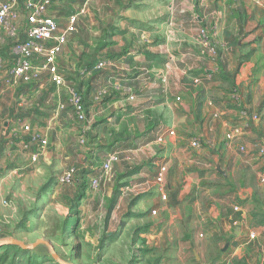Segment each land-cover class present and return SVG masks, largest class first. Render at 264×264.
Returning a JSON list of instances; mask_svg holds the SVG:
<instances>
[{
  "label": "crops",
  "instance_id": "crops-1",
  "mask_svg": "<svg viewBox=\"0 0 264 264\" xmlns=\"http://www.w3.org/2000/svg\"><path fill=\"white\" fill-rule=\"evenodd\" d=\"M46 14L60 33L77 16L57 55L66 87L46 72L11 85L6 50L0 164L12 163L14 185L56 182L69 167L87 183L119 155L101 188L81 193L73 263L105 264L121 254L113 264H264V0H49ZM25 23L20 9L19 38ZM202 27L214 28L216 60L202 53ZM101 61L110 64L97 70ZM68 86L85 98L84 122L68 104ZM236 126L243 134L229 143ZM195 137L203 142L196 152ZM164 165L166 200L155 180ZM132 249L153 259L131 261Z\"/></svg>",
  "mask_w": 264,
  "mask_h": 264
},
{
  "label": "built area",
  "instance_id": "built-area-1",
  "mask_svg": "<svg viewBox=\"0 0 264 264\" xmlns=\"http://www.w3.org/2000/svg\"><path fill=\"white\" fill-rule=\"evenodd\" d=\"M48 5L49 0H5L0 4V74L7 60L5 56L6 50H9L11 63L8 68V77L11 85L20 83L32 84L40 79L43 72H46L57 87H66L65 80L58 71L57 55L66 44L68 35L76 31L77 16H72L65 31L60 33L56 21L46 14ZM20 9H23L26 13V23L22 29V37L19 38L15 23L19 18ZM214 34L213 27H202L198 30L197 38L202 53L216 60L219 57V46L214 39ZM41 55L46 56V61L43 65L38 66L35 63V59ZM109 64L110 62L108 61H101L96 65V69L102 70ZM67 93L68 104L73 110L76 120L79 122L86 121L88 115L87 104L81 91L76 86H68ZM258 120V115H252V121ZM24 130L28 133L32 132L30 126H25ZM174 134L173 131L169 132L171 136ZM242 134L243 128L241 126L234 127L226 137L227 142L231 143L242 136ZM29 139L36 142L39 140V136L31 134ZM159 140L163 141V139ZM41 143L43 147L48 146L46 140H42ZM81 143L85 144L84 137H82ZM189 145L195 152L203 148V142L198 137L192 138ZM261 154H264V148L261 150ZM36 158L33 157L32 161L35 162ZM119 161L120 157L118 154L109 155L103 164L102 172L87 183L76 168L69 167L58 175L56 183L59 186H68L81 185L85 182L87 190L96 192L101 188L107 173ZM167 172L168 168L166 165L160 166L155 178L162 200L167 199L165 189ZM4 204H7V202L5 201ZM235 211H239V208L236 207ZM152 214L156 215L157 212L153 211ZM254 236L253 234L251 235L252 238ZM262 255L264 257V251Z\"/></svg>",
  "mask_w": 264,
  "mask_h": 264
},
{
  "label": "rangeland",
  "instance_id": "rangeland-1",
  "mask_svg": "<svg viewBox=\"0 0 264 264\" xmlns=\"http://www.w3.org/2000/svg\"><path fill=\"white\" fill-rule=\"evenodd\" d=\"M1 164L0 243H5L4 246L11 245L8 243L14 240L32 247L38 241H45L50 244V247L40 244L31 250V255L43 257L47 261L42 264H62L63 262L64 264H76L73 263L75 252L73 247L80 242L78 238L72 239L71 234L72 229H76L72 227L78 219L79 200L85 187L81 186L80 191L73 194L74 185L59 186L54 180L47 182L36 180L37 178H31L29 182L19 181L14 185L12 183V163ZM5 201L7 204H4ZM132 236H134L133 232L130 233V246L135 245V236L134 238ZM104 239L105 237H102V242ZM4 246L0 247V256L5 252L2 249ZM102 249L103 243L100 242L99 250L102 251ZM88 252L84 253L85 260L89 259ZM132 252L134 253L130 254L131 261L137 259L151 261L153 259L150 255L151 251L140 254L132 249ZM54 256L58 257L60 262ZM80 256L82 254L77 252V257ZM9 258L10 261L12 252L9 253ZM14 260L16 264H24L26 261L21 258H14ZM122 261H124V256L120 254L116 258L114 256L108 259L105 264Z\"/></svg>",
  "mask_w": 264,
  "mask_h": 264
},
{
  "label": "trees",
  "instance_id": "trees-1",
  "mask_svg": "<svg viewBox=\"0 0 264 264\" xmlns=\"http://www.w3.org/2000/svg\"><path fill=\"white\" fill-rule=\"evenodd\" d=\"M81 186H84L85 188L87 187L86 183H83ZM2 249H4L5 252L0 256L1 264H16L14 258L15 259L21 258L22 260L25 259L26 261L24 262V264H42L46 261L43 257L31 255L32 251L24 250L16 245H6ZM11 252H12V259L9 261L10 259L9 253ZM234 264H246V263L234 262Z\"/></svg>",
  "mask_w": 264,
  "mask_h": 264
},
{
  "label": "water",
  "instance_id": "water-1",
  "mask_svg": "<svg viewBox=\"0 0 264 264\" xmlns=\"http://www.w3.org/2000/svg\"><path fill=\"white\" fill-rule=\"evenodd\" d=\"M8 244L19 246V247H21L22 249L27 250V251H31L32 249H35V248L38 247L40 244H44V245L50 247V244L47 243V242H45V241H38V242H37L34 246H32V247H29V246L25 245V244L22 243V242L14 241V240L10 241ZM4 245H5V243H4V244H0V247H1V246H4ZM54 257H55V259H56L57 261L60 262V259H58V257H56V256H54ZM197 259H199V258H197ZM60 264H61V263H60ZM62 264H63V263H62Z\"/></svg>",
  "mask_w": 264,
  "mask_h": 264
}]
</instances>
